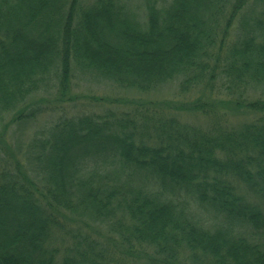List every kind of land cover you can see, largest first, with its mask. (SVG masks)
<instances>
[{
	"label": "trees",
	"instance_id": "trees-1",
	"mask_svg": "<svg viewBox=\"0 0 264 264\" xmlns=\"http://www.w3.org/2000/svg\"><path fill=\"white\" fill-rule=\"evenodd\" d=\"M143 5L0 0V264H264V0ZM76 72L181 98L71 112ZM50 82L61 109L21 151Z\"/></svg>",
	"mask_w": 264,
	"mask_h": 264
},
{
	"label": "rangeland",
	"instance_id": "rangeland-1",
	"mask_svg": "<svg viewBox=\"0 0 264 264\" xmlns=\"http://www.w3.org/2000/svg\"><path fill=\"white\" fill-rule=\"evenodd\" d=\"M128 3L130 4L131 8L139 13L140 19H144V5L143 0H128ZM170 3V0H158V4L160 6L168 5ZM257 6H252V4L249 3L248 9L245 11L244 14L247 15V17H251L254 14H257L259 8H256ZM107 80L99 79V78H91L83 75L82 73L76 72L75 76L73 78V87L72 91L76 94V98L74 101L66 102L62 104V107L66 108L67 110H70L71 112H89V111H97V112H103L107 110V108L102 104V101H105L104 98L107 97H129L131 100L133 99H163V98H172V99H179L181 98L179 94H177L178 91V82L176 81H170L162 86H160L155 92L149 93L150 95H145L143 93H138L137 91H119L115 86L111 85ZM55 96V86L53 82H50L49 85L42 87L40 90L34 92L30 95V98L27 99V105L29 103H39L42 104V114H39L38 118H34L32 120H29L25 123H14L10 126L8 130L7 140L10 143V145H13L14 147H17L21 151H25L29 147V143L31 139L37 135H41L40 132L46 131L47 127L52 124V122L56 119L59 110L61 109V104L56 107L57 109L49 110L50 106L55 105L54 97ZM97 97H100L101 99H97ZM56 104H59L58 102ZM47 105V106H46ZM50 105V106H49ZM107 105V104H106ZM60 106V107H59ZM35 107V106H33ZM19 106L15 107L18 109ZM52 108V107H51ZM29 110V109H28ZM9 113H13V111H10ZM8 113V114H9ZM44 114V115H43ZM235 115L234 122H237V120H241L243 118V115ZM36 119V120H35ZM190 122H196L201 123L203 122L201 118L199 117H189L188 119ZM88 169H91L93 165L95 164L93 162L89 163ZM98 165H102L100 163H96ZM104 167V166H103ZM106 167V168H105ZM104 170H109L112 168L111 165H105ZM102 167L98 168V171L102 172ZM103 173V172H102ZM194 207L191 205L190 208L194 209ZM195 212H197L199 215H201L203 219L207 216L204 211L198 209L196 207L194 209ZM87 221L89 223L90 227H93L97 230L106 231V227L104 225H100L97 222H93L90 220ZM80 226L84 227L85 230H89L92 232L91 228L85 227L83 224L78 223ZM81 227V228H82ZM145 263V261L143 262ZM113 264V263H112Z\"/></svg>",
	"mask_w": 264,
	"mask_h": 264
}]
</instances>
